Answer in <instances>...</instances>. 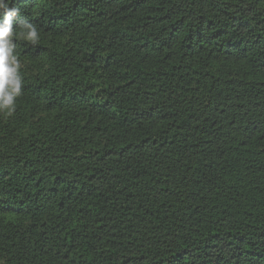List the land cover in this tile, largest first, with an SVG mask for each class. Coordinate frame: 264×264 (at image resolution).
Masks as SVG:
<instances>
[{
  "label": "trees",
  "instance_id": "trees-1",
  "mask_svg": "<svg viewBox=\"0 0 264 264\" xmlns=\"http://www.w3.org/2000/svg\"><path fill=\"white\" fill-rule=\"evenodd\" d=\"M4 264H264V0H9Z\"/></svg>",
  "mask_w": 264,
  "mask_h": 264
},
{
  "label": "clouds",
  "instance_id": "clouds-1",
  "mask_svg": "<svg viewBox=\"0 0 264 264\" xmlns=\"http://www.w3.org/2000/svg\"><path fill=\"white\" fill-rule=\"evenodd\" d=\"M20 8L0 0V114L11 116L22 93L21 62L14 54V41L22 38L31 45L39 43L37 27L26 18L18 22ZM0 264H4L0 261Z\"/></svg>",
  "mask_w": 264,
  "mask_h": 264
}]
</instances>
